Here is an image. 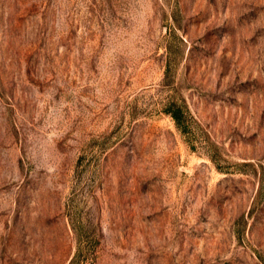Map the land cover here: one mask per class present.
Wrapping results in <instances>:
<instances>
[{
  "label": "rangeland",
  "instance_id": "obj_1",
  "mask_svg": "<svg viewBox=\"0 0 264 264\" xmlns=\"http://www.w3.org/2000/svg\"><path fill=\"white\" fill-rule=\"evenodd\" d=\"M0 264H264V0H0Z\"/></svg>",
  "mask_w": 264,
  "mask_h": 264
},
{
  "label": "trees",
  "instance_id": "obj_2",
  "mask_svg": "<svg viewBox=\"0 0 264 264\" xmlns=\"http://www.w3.org/2000/svg\"><path fill=\"white\" fill-rule=\"evenodd\" d=\"M165 110L172 117V119L174 120L178 129L180 131L184 132L186 126H185L184 117L182 115V111H181L180 107L168 106L167 109H165Z\"/></svg>",
  "mask_w": 264,
  "mask_h": 264
}]
</instances>
